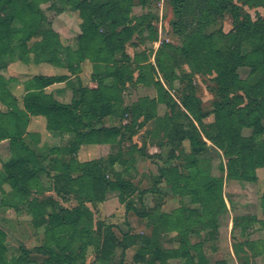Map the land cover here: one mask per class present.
Here are the masks:
<instances>
[{
	"label": "trees",
	"instance_id": "16d2710c",
	"mask_svg": "<svg viewBox=\"0 0 264 264\" xmlns=\"http://www.w3.org/2000/svg\"><path fill=\"white\" fill-rule=\"evenodd\" d=\"M74 1L72 8L81 20L73 49L70 45H62L59 34L49 26L47 18L32 0H0V71L14 60H30L28 41L43 31V45L53 44L52 55L46 62L64 67L69 72L30 76L23 81L25 94L20 98L10 87L15 79L0 73V142L8 140L10 148V156L0 169V190L4 195L1 204L29 214L35 228L44 227L45 240L35 248L39 254L47 256L43 264H86L90 248L94 260L88 264H168V259L179 257H184V262L190 264L193 261L191 249L199 251L198 246L189 245L186 240L194 221L181 207L169 212L162 210L160 204L166 196L159 187L164 183L173 190V196L181 193L190 195L195 202L199 201L204 207V215H212L206 223L215 227L217 212L227 210L221 194L222 181L201 175L195 168L192 175H185L179 165L159 166V175L149 189H141L125 175L122 154L126 142L130 143L127 153L143 152L141 145L132 142L140 124L127 120V124L120 125L130 110L122 107L119 87L132 80L135 69H144V65H138L137 59L129 58L124 51V44L133 31V25L124 14V6L130 0L118 3ZM169 1L179 19L174 24L176 32L181 34V20L190 8V0ZM225 15L230 16L232 29L227 33H204V25ZM199 20L197 31L183 35L180 47L169 45L172 47L170 61L177 68L182 62H190L214 72L218 100L212 111L205 112L201 100L191 91L182 93L180 103L186 110L189 123L185 129L181 125V136L176 138V142L189 141L192 159L188 168L194 166L200 152L208 149L203 134L223 150L229 177L255 181L256 169L264 167V15L254 20L234 0H207V5L199 11ZM15 22L19 24L16 26ZM117 52L122 59H114ZM74 58L76 63L72 62ZM85 60L94 64L91 74V78L97 79L94 88L84 85L78 78L79 65ZM99 64H103L104 75L110 81L96 77L94 71ZM243 66L249 68L250 75H257L255 82L238 77L237 70ZM145 67L153 71L151 64ZM70 76H76L77 80L70 103L59 102L46 92L48 86L66 81ZM172 76L177 78L173 70L169 75L163 71L164 80L170 87ZM152 83L159 88L160 99L167 103V98L163 97L168 95L164 86L160 81ZM210 114H214L215 120L205 125ZM31 116H43L48 130L68 135V145L64 150L69 159H48L50 169L54 167L58 171L51 176L53 190L63 191L60 199L45 195L39 184L40 171L46 170L49 175L43 162L47 154L56 149L35 151L29 146L26 135ZM107 117L118 119L119 124L105 125L103 120ZM164 119L169 120L167 115ZM208 127L215 130L209 134ZM244 128L251 129L249 136H243ZM168 131L167 143H171ZM92 143L115 145L117 152L103 159L79 162L76 158L79 147ZM57 151L60 153L61 150ZM116 163L123 165L121 170L114 168ZM58 183L62 185L56 187ZM4 184L9 185L8 192L3 190ZM110 190L117 191V199L124 206L125 214L131 212L145 220L146 226L156 234L155 239L129 227L118 234L114 229L115 223L95 216L90 206L96 207L103 202ZM147 193L158 196L151 207L144 202ZM71 199L76 201V205L64 206L62 202ZM204 215L198 214L195 222L202 221ZM81 221L86 224L81 226ZM170 232L175 233L171 238L173 246L161 247L160 235ZM3 238L4 231L0 228V257L5 250ZM75 243H78L76 249L73 248ZM129 249H134V255L127 263L125 255ZM217 264L226 262L222 260Z\"/></svg>",
	"mask_w": 264,
	"mask_h": 264
},
{
	"label": "rangeland",
	"instance_id": "374dc122",
	"mask_svg": "<svg viewBox=\"0 0 264 264\" xmlns=\"http://www.w3.org/2000/svg\"><path fill=\"white\" fill-rule=\"evenodd\" d=\"M32 1L47 18L49 26L59 34L62 45H70L74 49L76 47L75 37L80 33L79 23L81 20L78 12L72 8V3L74 5L76 1ZM87 1L118 3L120 0ZM234 1L242 5L254 20L258 16L264 15V0H245L243 3L244 0ZM206 5L207 0H190V8L181 20L180 29L183 31L181 34L176 32L174 24L179 19L175 16L169 0H130L129 4L126 3L124 6V14H127L130 25H133L131 37L124 44V51L129 58L137 59L138 65H144L143 70L135 69L133 71L131 81L119 87L122 107H127L130 110L120 125L127 124V120H134L135 123L140 124V126L137 125L139 128L132 136V142L141 145L140 149L143 150L142 153L138 151L133 152V154L127 153L126 149L130 143L126 142L122 154V159L125 160L123 165H125L127 172L125 175L129 176L141 189H149L152 186L153 180L159 175V166L173 167L179 165L185 175H192L194 173L192 169L195 168L201 175L221 179V194L227 210L217 212L215 227L206 223V219L211 218L212 215H204V207L199 201L195 202L190 195H182L181 193L178 196H173V190L164 183L159 188L166 198L161 201L160 208L169 212L181 207L194 221L186 240L189 245L198 246L199 251L191 249L193 261L190 264H217L218 261L222 260L226 264H264V198H262L264 194V167L256 169L257 178L255 181L229 177L226 169L227 159L223 150L202 134L208 149L198 154L199 158L194 166L187 168L192 159L189 141L176 142V138L179 139L181 136V125L183 124L185 129V125L189 123L186 110L180 103L182 93L191 91L201 100V106L205 112L212 111L215 101L218 100V85L214 80V72H208L205 68L199 65L194 66L190 62H182L181 67L177 68L170 61L172 47L169 45L180 47L184 40L183 35L197 31L200 21L199 11ZM15 24L17 26L19 23L15 22ZM230 29H232V21L229 15L216 18L215 22L203 26V31L206 34L218 31L227 33ZM44 37L45 33L41 31L40 34L28 41L31 48L30 57H36L42 62H46V59L53 52V44L49 42L48 45H43ZM114 59H122L121 54L117 52ZM18 61L20 60H14L4 68V76L13 77L14 82L24 77L19 72L20 63ZM86 61L89 62V66L85 69L93 74L92 66L94 64L89 60L83 61V64ZM72 62L76 63V59H72ZM121 62L129 61L121 60ZM158 62L166 75H169L172 70L177 75V78L171 77V87L164 80L163 71ZM147 64L153 66V71L150 70V72L146 69ZM102 69L103 64H99V68L94 71L96 77L103 81H110V78L105 77ZM237 74L240 79L251 83L258 78L257 75H250L247 66L238 68ZM91 79L96 81L97 86V79ZM155 81H160L164 86L168 95L163 97L167 98L168 104L165 100L160 99L159 88L152 83ZM166 115L168 121L164 119ZM214 120V114H210L205 120V125L211 124ZM103 123L105 125H117L119 121L116 118L107 117L104 118ZM168 129V133L171 135L170 139H172L171 143H167L169 139L166 138ZM214 130L208 127L209 134ZM242 134L249 136L251 129L244 128ZM67 139L63 140V143L56 148L63 150L68 145ZM116 152L117 146L110 145V151L97 159L106 158L108 154ZM58 155L63 157L68 154L65 151L61 154L58 153ZM43 165L49 170V175H47L46 170L40 171L38 175L43 193L58 199L62 198V190L60 193L53 190L51 175H55L58 172L57 169L54 167L50 169L49 163ZM122 166L116 163L114 168L121 170ZM222 166L223 169L220 168ZM61 185L58 183L56 187ZM157 197L156 194L147 193L144 197L145 205L147 207L153 206ZM2 199L0 196V228L4 231L3 244L5 250L3 257H0V264H43L47 256L39 254L35 248L41 246L45 240L44 227L35 228L30 222L31 216L29 214L16 212L14 209L6 207L1 204ZM62 203L67 207L76 205V201L73 199ZM90 208L95 211L96 217L104 219L106 222L115 223L114 229L118 234L129 227L133 231L155 239L156 234L151 227L146 226L144 219L131 212L124 213V206L119 203L115 190L107 191L104 201L98 203L96 207L90 206ZM198 214L204 216L202 221L196 223ZM85 224V221L80 223L81 226ZM174 234V232L161 234L160 246L163 248L172 247L171 238ZM77 246L78 243L73 244L74 249ZM133 255L134 249L127 250L125 261L130 262ZM85 260L86 264L94 260L91 248L87 252ZM184 261V257L171 258L168 259V264H186Z\"/></svg>",
	"mask_w": 264,
	"mask_h": 264
},
{
	"label": "crops",
	"instance_id": "0c3cea01",
	"mask_svg": "<svg viewBox=\"0 0 264 264\" xmlns=\"http://www.w3.org/2000/svg\"><path fill=\"white\" fill-rule=\"evenodd\" d=\"M37 60V59H36ZM30 57V60L27 62L18 61L20 64L19 72L24 75L17 79V81L11 83V90L14 95L18 98L22 97L25 94L24 83L23 81L28 79L32 75H61L68 74V70L63 67L52 65L48 62L36 61ZM89 62L80 64V71L78 76L81 82L84 85H87L90 88H94L96 86V81L91 79V74L88 69L85 67L89 66ZM22 67V68H21ZM3 72V73H2ZM4 75V69L1 71ZM77 84L76 76H70V78L66 81L54 83L46 88V92L51 93L53 97L62 103H70L73 93V87ZM26 135L27 141L29 142V146L37 151L54 148V152L48 153L43 162V164L48 163V159H61L63 161L68 160L69 155H64L63 157L58 155L57 148L58 145L63 143V140L67 139L68 135H60V133L48 130L46 128L45 118L43 116H31L30 121L27 126ZM31 141V143H30ZM36 142V143H35ZM60 154L63 151L60 149ZM110 151V144L108 143H92V144H82L76 154V158L79 162L88 161L91 159H97L99 157H103V155L107 154ZM104 152V153H103ZM10 156V148L8 140H3L0 142V168L2 163L5 162ZM41 161V160H40ZM5 192L10 190L8 184H4L2 186ZM0 196L3 198V194L0 190Z\"/></svg>",
	"mask_w": 264,
	"mask_h": 264
}]
</instances>
